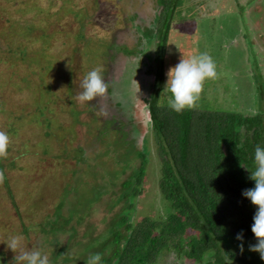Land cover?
<instances>
[{"label":"rangeland","instance_id":"obj_1","mask_svg":"<svg viewBox=\"0 0 264 264\" xmlns=\"http://www.w3.org/2000/svg\"><path fill=\"white\" fill-rule=\"evenodd\" d=\"M159 7L158 0H0V130L11 139L1 158L0 264H12L14 253L4 243L10 235H22L25 246L48 255L50 263L72 243L67 256L86 255L66 264H85L110 228L105 209L118 199L112 187L124 179L126 163L137 165L139 150L147 166L132 219L166 214L145 101L155 79L146 73L155 49L148 34ZM174 12L164 88L182 56L207 52L218 78L204 82L197 106L257 110L263 101L254 81L258 72L264 79V0H179ZM97 66L110 83L108 95L81 104L75 99L81 83ZM72 213L82 219L71 222L79 231L97 233L83 247L75 244L84 234L75 238L69 225L44 232ZM159 264L196 263L164 251Z\"/></svg>","mask_w":264,"mask_h":264},{"label":"trees","instance_id":"obj_2","mask_svg":"<svg viewBox=\"0 0 264 264\" xmlns=\"http://www.w3.org/2000/svg\"><path fill=\"white\" fill-rule=\"evenodd\" d=\"M178 1L158 0L156 27L148 34L154 41V58L146 69V73L155 75L145 101L160 164L157 186L165 200L166 214L132 219L133 197L142 192L147 166V154L139 150L135 155L137 165L126 163L124 179L112 187L111 195L116 194L118 199L105 209L104 225L110 228L92 252L102 256L101 264H159L164 251L196 264H264L258 252L249 250V245L257 243L251 231L257 206L242 195L255 186L250 179L255 169V148H264V79L260 72L255 74L254 90L263 100L258 101L257 110L200 106L181 113L172 110L168 95L162 91L166 44ZM73 216L69 214L62 221L56 218L42 229L55 232L69 225L75 238L84 234L75 244L83 247L97 233L85 235L86 229L79 231L76 225L82 219ZM73 219L76 225L71 224ZM240 233L243 252L241 241L236 239ZM74 247L72 243L63 245L50 264H56L59 257L60 264H66L86 255L80 251L78 256H67L65 253Z\"/></svg>","mask_w":264,"mask_h":264},{"label":"clouds","instance_id":"obj_3","mask_svg":"<svg viewBox=\"0 0 264 264\" xmlns=\"http://www.w3.org/2000/svg\"><path fill=\"white\" fill-rule=\"evenodd\" d=\"M167 76L164 90L171 93L168 106L175 112L181 113L185 109L197 107L204 82L218 78V72L211 55L202 52L187 59L182 56L179 63L168 70ZM135 82L137 83L136 80ZM109 87L110 83L103 75V67L97 66L85 75L81 83L82 91L75 99L83 104L105 98ZM10 143L9 134L0 130V158H7ZM254 165L255 169L251 171L250 179L255 181V186L245 189L242 195L257 206L251 226L257 243L249 245V250L258 252L261 260H264V148L259 145L255 148ZM4 180V170L0 169V184ZM236 239L241 241L240 249L243 252V233L237 234ZM4 243L7 246L6 250L14 253L12 264H50L48 255L40 250H29L25 246L22 235H10ZM101 261L102 256L99 253H93L89 255L85 264H101Z\"/></svg>","mask_w":264,"mask_h":264}]
</instances>
